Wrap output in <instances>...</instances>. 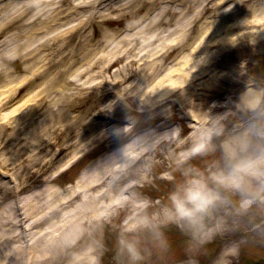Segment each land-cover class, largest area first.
I'll list each match as a JSON object with an SVG mask.
<instances>
[{
	"label": "rangeland",
	"instance_id": "1",
	"mask_svg": "<svg viewBox=\"0 0 264 264\" xmlns=\"http://www.w3.org/2000/svg\"><path fill=\"white\" fill-rule=\"evenodd\" d=\"M80 1L85 0H47L39 6L29 4L28 0H0V121L7 124L9 130L18 126L24 131L7 143L6 133L0 137V181L9 185L13 179L21 183L28 182L31 179L28 177L30 170L38 166L33 158L43 154L45 158L52 157L53 162L42 176L55 172V182L62 187L68 186L87 166L129 138V135H118L112 146H109L107 141L98 145L105 135L119 131L123 126L132 127V133L141 131L151 123L167 117L166 124L174 129L178 128L175 129V132L180 134L178 139H183L189 135L193 123L186 117V112L192 113L201 121L208 113H222L229 131L241 129L249 114L241 111L237 101L246 87V82H252L257 73H264V42L256 47L220 54L218 57L223 63L222 66L212 67L204 75L196 73L195 79H181L175 83L174 89L168 87L170 91L164 96L163 104L149 112L147 110L151 108L152 85L144 83L140 88H136L141 73L135 63H127L128 56L133 53L124 55L123 52L109 49L110 47L99 48L93 44L99 39L98 35L94 34L98 29L112 31L118 27L115 20L117 13L108 15L112 21L106 20L97 24L93 8L74 13L76 4ZM38 11L41 18L36 17ZM68 13L70 20L64 18ZM42 21L48 26L41 25ZM87 37L91 38L88 45L94 51L83 56L80 54L81 49H77L74 54L79 53L82 57L72 67L66 68V74L62 76L64 82L59 80L61 78L58 71L64 68V64L59 63L60 59L65 52L67 55L72 54L70 51L75 41ZM46 39L51 42V47L44 46ZM67 40L69 43H66ZM63 42L66 46L62 51L52 49ZM29 48L35 49L31 55L27 53ZM182 54L183 49L172 52L162 72L173 66L171 60L174 56ZM216 69L230 74V77H237V80L219 78L221 89L225 92L217 96L218 88L194 89L198 86L194 84L204 79L207 85L215 84L212 80L209 82V76ZM78 71L83 74L77 76ZM232 71L236 73L232 75ZM75 79H78V84H83L80 92L77 91ZM53 80L54 84H51L52 88L49 89L50 81ZM118 93L121 95V101L115 110V118L119 121L105 122L97 113L108 108L112 98ZM229 99L231 106L212 107L214 102L223 103ZM155 112L160 114L154 118ZM41 127L47 128V132L44 131L41 137L30 134L34 133V129ZM94 132L96 135L91 137ZM41 139L43 141H40ZM50 141L55 143L49 144ZM42 143L49 146H46L42 153H36L32 159H27L33 152L38 151ZM96 145L98 146L91 152L76 162H71L69 168L55 171L61 163L74 158L77 152H83ZM167 145L168 142H163L152 154L153 162L151 172L147 176L148 181L139 187L151 203L160 201L163 208L167 204V193L173 185V176L178 175L173 172L174 158H170L166 152ZM219 155L217 152L206 157H196L193 163L207 169ZM23 159L24 163L19 165ZM32 185L29 189L40 186L41 183ZM13 199V194L9 193L4 202H0V208ZM127 212L128 209H119L106 225L97 223L92 226L91 238L102 249L99 254L100 264H127L118 252L121 234L137 235L141 238L149 249L148 259L144 264H174L181 258L191 260L193 257L208 264L213 263L221 250L219 240L213 238L197 252H189L188 235L174 224L162 229L170 246L166 251H160L152 245L146 232L129 233L124 229ZM247 217L252 219L251 223L237 235L241 252L238 257L232 258L231 264H264V227L258 226L264 221L254 213L248 214ZM11 219L6 220L5 226L14 228L15 219Z\"/></svg>",
	"mask_w": 264,
	"mask_h": 264
},
{
	"label": "bare ground",
	"instance_id": "2",
	"mask_svg": "<svg viewBox=\"0 0 264 264\" xmlns=\"http://www.w3.org/2000/svg\"><path fill=\"white\" fill-rule=\"evenodd\" d=\"M46 1L28 0V3L41 6ZM93 1L96 5L94 18L97 24L106 20L112 21V18L108 17L112 13L118 15L115 17L118 27L112 31L98 29L94 34L98 35L99 39L93 44L99 48L110 47L109 49L123 52L124 55L133 53L128 56L127 63H135L141 73L136 88H140L144 83L152 85L151 108L147 110L149 112L163 104L164 96L170 91L168 87L174 89L175 83L181 79H195L196 73L204 75L212 67L222 66L223 63L218 57L220 54L256 47L264 42V0ZM81 11L74 9V13ZM38 13L39 11L36 17L41 16ZM64 18L70 20V13ZM41 25L48 26L45 21H42ZM90 40L91 38L87 37L75 41L70 51L72 54L64 53L59 61L61 65L64 64V68L58 71L61 78L59 80L64 82L62 76H65L66 68L72 67L82 55L86 56L94 51L88 45ZM44 41L45 47H51L48 39ZM65 46L66 43L63 42L52 49L62 51ZM77 49H81V57L79 53L74 54ZM180 49H183V54L173 58V66L162 72L168 56ZM33 50L35 49L29 48L27 53L31 55ZM69 55L70 57H67ZM99 57L103 59L102 56ZM51 66L50 63L49 67ZM235 73L231 72L232 75ZM82 74V71H78L77 76ZM230 76L216 69L209 76V82L212 80L215 84L207 85L204 79L198 84L195 83L194 86H198L194 89L218 88L217 96L225 92L221 89L219 78L237 80V77ZM54 81H50L49 89ZM76 84L77 91L80 92L83 84ZM224 106H231L230 99L212 104L214 108ZM159 114L155 112L154 118ZM166 122L167 117L151 123L142 132L134 133L132 128L123 126L119 131L108 135L109 146L113 145L115 136L119 134L129 135V138L87 166L75 183L64 187L55 182V172L42 176L53 162L52 157L45 158L43 154L33 158L36 153H42L46 146H49L42 143L37 152L27 157L35 159L38 164L30 170L28 177L31 179L28 182L13 184L7 191L17 194L32 184L39 182L42 185L24 194H17L15 200L0 209V264H72L74 253L92 251L99 255L102 249L91 238V228L97 223L106 225L119 209H128L123 224L129 232L143 231L138 228V224L145 215L151 216L162 229L174 225L165 223V208L161 206V202L151 203L139 190V187L148 181L147 176L151 172L153 162L152 154L160 144L168 142L166 152L170 158H174L179 149L189 142V135L178 139L180 134L175 132L178 128L174 129ZM195 127L196 125H192V129ZM44 131L47 132V128L41 127L34 129V133L30 134L41 137ZM23 132L18 126L9 130L8 125L0 121V137L7 134L5 143ZM95 135L94 132L91 137ZM53 143L55 141L49 142ZM24 161L25 159L20 161L19 165ZM67 164L68 161H64L55 171H60ZM4 196L5 193H2L0 200ZM14 210L18 211L15 215ZM16 217V224L20 222L19 227L15 226V221L14 228L5 226L7 219ZM218 219L222 222V228L214 238L219 240L221 250L213 264H226V260L233 258L230 257L231 246L239 243L238 233L248 226L252 219L247 215L238 214L230 204L218 210ZM261 226L264 227V222ZM262 232L264 233V230ZM262 240L264 242V237ZM176 264H191V260L184 259Z\"/></svg>",
	"mask_w": 264,
	"mask_h": 264
},
{
	"label": "clouds",
	"instance_id": "3",
	"mask_svg": "<svg viewBox=\"0 0 264 264\" xmlns=\"http://www.w3.org/2000/svg\"><path fill=\"white\" fill-rule=\"evenodd\" d=\"M237 103L241 111L249 114L239 131H229L222 113H208L190 131L186 146L174 156L173 172L178 175L173 176L167 193L164 221L188 235L191 253L221 230L222 222L216 213L226 204L240 215L254 213L264 221V73H257L252 83L246 82ZM217 152L219 157L207 169L193 163L196 157ZM138 228L149 235L158 250L169 248L167 236L151 216L145 215ZM231 247L230 257H238L241 243ZM118 252L127 264H144L149 255L141 238L128 234L119 237ZM72 264H100V257L92 251L77 252ZM191 264H197L194 257ZM226 264H231V260H226Z\"/></svg>",
	"mask_w": 264,
	"mask_h": 264
}]
</instances>
